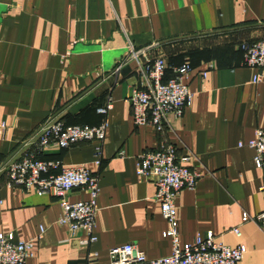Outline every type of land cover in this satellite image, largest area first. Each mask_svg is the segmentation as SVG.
Here are the masks:
<instances>
[{
    "label": "crops",
    "instance_id": "0c3cea01",
    "mask_svg": "<svg viewBox=\"0 0 264 264\" xmlns=\"http://www.w3.org/2000/svg\"><path fill=\"white\" fill-rule=\"evenodd\" d=\"M263 38L264 0H0V233L38 237L25 264H109L108 250L126 244L147 260L170 254L155 188L135 176L136 157L161 140L131 122L126 98L142 88L141 75L131 60L113 74L127 45L143 50V60L162 55L167 75L171 66L191 68L190 103L179 118L167 117L163 138L179 158L192 156L185 166L200 175L174 199L179 244L210 233L230 248L244 246L239 264H264L263 232L241 222L264 207V165L255 168L253 151L237 147L264 130V69L252 84L257 70L241 65L239 50ZM106 95L112 108L98 169L92 143L49 148L41 157L98 173L95 240L85 244L83 232L70 235L56 224L57 199L8 186L3 169L50 117L96 126ZM86 197L66 194L70 202Z\"/></svg>",
    "mask_w": 264,
    "mask_h": 264
},
{
    "label": "built area",
    "instance_id": "2783aa9c",
    "mask_svg": "<svg viewBox=\"0 0 264 264\" xmlns=\"http://www.w3.org/2000/svg\"><path fill=\"white\" fill-rule=\"evenodd\" d=\"M241 65L257 70L251 78L252 84L261 81L260 71L264 69V38L239 45ZM144 51H133L127 45L125 56L117 62L113 74L125 61L131 60L141 75L142 88H132L126 102L130 108L131 122L135 127L149 126L161 139L154 151H147L136 157L135 176L142 182L154 186L153 201L159 206V213L166 224L161 236L169 240L170 254L166 257L147 260L134 246L126 244L113 247L107 252L109 264H239L245 248H234L217 242L212 234L196 237L192 243L179 244L176 234L174 199L181 190H192L200 177L194 169L185 166L192 158L189 154L179 158L176 148L163 138L167 128V117L179 118L189 105L191 94L185 79L191 72L187 64L168 68L162 55L143 60ZM142 59V62H139ZM211 68V66H209ZM205 73L201 74L204 78ZM112 108V101L106 95L95 109L101 117L96 126H65L60 119L48 118L25 143V150L4 169L5 182L26 193L36 196H51L58 200L60 215L56 224L65 228L70 235L81 231L87 240H95L93 230L97 212L96 199L99 193V175L85 166H63L59 161H43L39 157L49 148L68 149L82 143H92L94 166L101 165V148L107 123L105 116ZM253 151L252 162L259 169L264 165V130H254L252 138L237 147ZM119 158L123 157L118 152ZM83 192L86 199L70 202L66 194ZM241 222H253L264 234V207L255 216L242 214ZM41 232V230H40ZM231 232L239 236L237 229ZM38 238V237H37ZM34 239L14 240L12 234L0 233V264H25L31 257Z\"/></svg>",
    "mask_w": 264,
    "mask_h": 264
},
{
    "label": "trees",
    "instance_id": "16d2710c",
    "mask_svg": "<svg viewBox=\"0 0 264 264\" xmlns=\"http://www.w3.org/2000/svg\"><path fill=\"white\" fill-rule=\"evenodd\" d=\"M43 155H41L40 157H39V159L41 160V157H42Z\"/></svg>",
    "mask_w": 264,
    "mask_h": 264
}]
</instances>
